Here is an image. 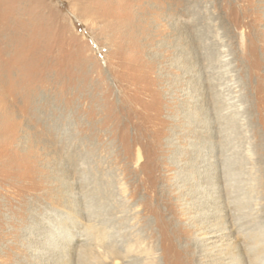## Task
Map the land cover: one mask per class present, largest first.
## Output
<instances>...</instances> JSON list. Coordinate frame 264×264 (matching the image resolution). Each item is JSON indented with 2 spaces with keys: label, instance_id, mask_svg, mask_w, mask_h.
<instances>
[{
  "label": "rangeland",
  "instance_id": "obj_1",
  "mask_svg": "<svg viewBox=\"0 0 264 264\" xmlns=\"http://www.w3.org/2000/svg\"><path fill=\"white\" fill-rule=\"evenodd\" d=\"M220 189L264 242V0H0V264H201Z\"/></svg>",
  "mask_w": 264,
  "mask_h": 264
},
{
  "label": "bare ground",
  "instance_id": "obj_2",
  "mask_svg": "<svg viewBox=\"0 0 264 264\" xmlns=\"http://www.w3.org/2000/svg\"><path fill=\"white\" fill-rule=\"evenodd\" d=\"M220 190L223 198L217 200V202L213 201V197L210 196L206 197L205 200L199 199V197L195 198L193 202L192 218L201 219L199 226L202 228L203 234H206V238L202 236L197 240L201 264H264V259L262 258L264 254V242L261 241L263 237L262 234L260 232H253L251 237L249 236V244H238L237 237L241 236V230L246 224L239 222L240 218H237V215H233L234 213L232 214L231 210L233 207L226 203L228 198L227 190ZM202 195L201 193V196ZM205 203L208 206L205 212H203V205ZM212 205H215V208H213ZM224 211L227 212V221H221ZM241 253L245 256L244 260H241Z\"/></svg>",
  "mask_w": 264,
  "mask_h": 264
}]
</instances>
